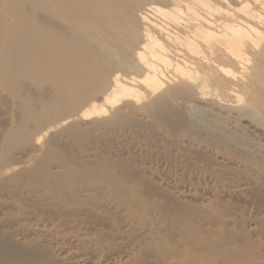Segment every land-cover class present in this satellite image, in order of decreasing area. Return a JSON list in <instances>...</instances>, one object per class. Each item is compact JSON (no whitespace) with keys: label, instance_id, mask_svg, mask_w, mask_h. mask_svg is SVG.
<instances>
[{"label":"bare ground","instance_id":"bare-ground-1","mask_svg":"<svg viewBox=\"0 0 264 264\" xmlns=\"http://www.w3.org/2000/svg\"><path fill=\"white\" fill-rule=\"evenodd\" d=\"M121 123L146 138L160 125L187 141L169 156L192 175L169 177L148 162L147 139L129 131L126 164H115L134 179L143 214L166 217L195 244L234 246L257 261L264 0H0V264L163 263L142 254L159 244H141L134 204L109 198L119 192L115 166L68 172V156L79 173L96 158L81 151L86 135L98 141ZM154 152L167 164L166 145ZM79 181L105 190V209L88 191L71 194Z\"/></svg>","mask_w":264,"mask_h":264},{"label":"rangeland","instance_id":"rangeland-1","mask_svg":"<svg viewBox=\"0 0 264 264\" xmlns=\"http://www.w3.org/2000/svg\"><path fill=\"white\" fill-rule=\"evenodd\" d=\"M186 115L194 123L200 124V117L194 111H187ZM157 126L158 127H155V129L156 131H158L159 135L155 136L154 134L152 135L153 137L147 138L141 137L139 128L129 127L128 124L125 123H121L115 128L108 131H103L102 133L96 134L95 136L97 137L96 139H98V141L95 139L90 140L91 135H86L82 143L83 148L81 151L86 156L91 150H93L96 154V158L92 163L82 164L80 169H82L83 172L79 173L76 170V167L79 166L72 160V156H68L67 161L71 167V169H68L69 174L73 177L86 176L84 174L96 175L97 168L101 163H107L115 167V163L117 162L126 164L125 149L130 146L129 143L131 142V139H129V131H131L132 129L137 133V138H146L147 142H149V145L151 147L153 146L152 154L150 155V157H147L148 162H150L152 168L160 170L162 169V166H165L166 170L164 174H167L169 177L176 175L177 177L182 176L188 178L190 175H192V169L190 165L184 163V171L182 168H178L172 161V158H170L169 156V154L172 155L175 148H178L179 144L186 145V139H182V137L180 138L179 135H177L176 137L169 135V133L165 132V130H162L163 127L160 128V125ZM201 127L206 131L213 132L205 125ZM159 144L166 145L168 149V153L166 152L167 155L165 156V158L163 156L167 164L163 163L162 158H159L161 157L159 153L156 154V152H154ZM189 158H192V155ZM128 166L130 165L128 164ZM114 175L118 176V180L120 181L118 188L119 192L117 195L114 196L113 194L109 198L114 200V197L121 196L122 201H119L121 205L124 206L133 203L135 215H137L135 218L136 223L140 227H142L141 231L147 235V240H145L141 244L152 243L150 240L151 238H156V240H154V243L159 244L158 250L153 249L152 251L151 248L145 250L143 249L142 254L146 256V258L152 259V256H155L156 259H160L163 261L162 264H225V262L227 264H229V262L233 264H264V236L252 239L255 241H252L251 245L253 248H255L254 250L257 252L259 258L257 261L253 262H250L248 257L242 254L240 248H236L234 246H210L206 243L195 244L192 239H187L182 235H180V237L177 234L174 235V227L172 226V224L168 223L166 217L156 220L150 216H145L143 212H146V207L140 203L139 198L133 193L134 190L131 189L134 179L121 174L120 168L114 170ZM82 184V181L76 183V190L71 194L75 196L78 191H88L89 193L93 194L92 199L89 201V203L98 205L105 209L104 203L108 198V195L101 194L105 192V190H101L98 185H95L94 187L90 186L91 188L87 186L81 187ZM71 186V184L67 183L66 185H64L62 191H65V189L67 188V191L71 192ZM58 190L54 188V191L51 192V196L55 198L61 197V195L58 193ZM64 196H67L69 198L70 194L68 193ZM157 222H162L163 225V227L161 228L163 230L160 232L156 231V229H158V226L156 225ZM157 233H159V235H156Z\"/></svg>","mask_w":264,"mask_h":264}]
</instances>
